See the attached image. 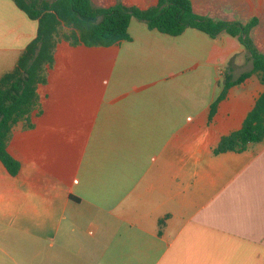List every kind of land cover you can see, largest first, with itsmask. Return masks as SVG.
Instances as JSON below:
<instances>
[{"label": "crops", "instance_id": "1", "mask_svg": "<svg viewBox=\"0 0 264 264\" xmlns=\"http://www.w3.org/2000/svg\"><path fill=\"white\" fill-rule=\"evenodd\" d=\"M190 2L202 17L255 19L264 55V0ZM37 29L0 0V78ZM128 33L109 47L58 41L8 140L19 173L0 161V264H264V140L218 152L264 91L254 74L224 92L250 56L228 34L173 37L136 19Z\"/></svg>", "mask_w": 264, "mask_h": 264}, {"label": "trees", "instance_id": "2", "mask_svg": "<svg viewBox=\"0 0 264 264\" xmlns=\"http://www.w3.org/2000/svg\"><path fill=\"white\" fill-rule=\"evenodd\" d=\"M28 18L37 22L33 39L18 58L15 68L0 78V161L7 173L16 176L19 162L8 151L12 128L27 120L37 102V88L46 82L47 68L54 63V52L59 40L71 45L109 47L129 41L128 28L136 19L148 29L177 37L187 29H196L217 38L228 34L242 44L252 60L251 71L238 79L228 77L224 92L257 74L264 85V55L258 51L251 36L255 19L247 24L227 22L199 16L194 13L190 0H158L147 10L117 3L111 8L95 7L91 0H12ZM224 93L220 99L224 97ZM264 140V91L247 115L242 128L224 137L218 152L244 151L250 144Z\"/></svg>", "mask_w": 264, "mask_h": 264}]
</instances>
